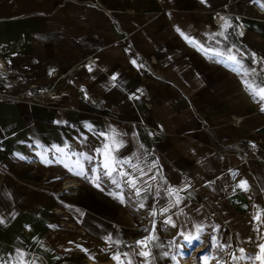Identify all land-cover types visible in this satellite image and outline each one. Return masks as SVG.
Segmentation results:
<instances>
[{
    "label": "crops",
    "instance_id": "obj_1",
    "mask_svg": "<svg viewBox=\"0 0 264 264\" xmlns=\"http://www.w3.org/2000/svg\"><path fill=\"white\" fill-rule=\"evenodd\" d=\"M0 264H264V0H0Z\"/></svg>",
    "mask_w": 264,
    "mask_h": 264
},
{
    "label": "rangeland",
    "instance_id": "obj_2",
    "mask_svg": "<svg viewBox=\"0 0 264 264\" xmlns=\"http://www.w3.org/2000/svg\"><path fill=\"white\" fill-rule=\"evenodd\" d=\"M9 83H6V75L4 74V70L0 69V89L1 87H7ZM213 255L211 254H199L185 252L184 258L178 262V264H209ZM136 264H144L141 260L136 259Z\"/></svg>",
    "mask_w": 264,
    "mask_h": 264
},
{
    "label": "built area",
    "instance_id": "obj_3",
    "mask_svg": "<svg viewBox=\"0 0 264 264\" xmlns=\"http://www.w3.org/2000/svg\"><path fill=\"white\" fill-rule=\"evenodd\" d=\"M226 253L227 248H219L215 254V257L211 259L209 264H226Z\"/></svg>",
    "mask_w": 264,
    "mask_h": 264
}]
</instances>
